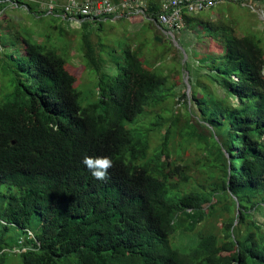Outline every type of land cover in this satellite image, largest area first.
I'll return each instance as SVG.
<instances>
[{
	"label": "trees",
	"instance_id": "16d2710c",
	"mask_svg": "<svg viewBox=\"0 0 264 264\" xmlns=\"http://www.w3.org/2000/svg\"><path fill=\"white\" fill-rule=\"evenodd\" d=\"M8 4L33 12L24 0H0L2 11ZM159 12L151 1L150 17ZM50 16L69 20L64 10ZM207 28L223 49L203 62L209 85L198 82L191 99L185 89L181 113L167 108V120L148 126L140 121L165 107L158 92L168 80L142 47L122 50L112 73L86 34L100 97L82 106L65 60L25 40L24 77L0 102V264L7 253L23 264H264L255 220L264 211V45L230 24ZM86 155L113 159L107 181L92 177ZM210 219L211 230L195 233ZM12 228L23 234L14 243Z\"/></svg>",
	"mask_w": 264,
	"mask_h": 264
},
{
	"label": "rangeland",
	"instance_id": "374dc122",
	"mask_svg": "<svg viewBox=\"0 0 264 264\" xmlns=\"http://www.w3.org/2000/svg\"><path fill=\"white\" fill-rule=\"evenodd\" d=\"M24 2L32 5L33 12L24 5L17 7L8 4L3 11L0 8V102H5L14 93L15 80L24 77L19 63L25 40L46 45L65 60L66 69L75 78L74 87L79 92L82 106L96 103L100 97L99 76L84 57L86 34L91 35L90 41L97 55L108 59L107 70L112 73L116 72L113 60L122 56V50L127 47L133 50L142 47L147 66L155 73L166 76L168 80L158 92V95H167L165 107L146 113L140 122L147 126L159 115L167 120L171 116L168 110L174 109L181 113L183 103L178 104L176 99L185 89L191 99L192 88L195 94L202 93L198 82L209 85L203 62L210 56L218 58L223 52L220 44L210 36L212 31L207 28L209 23L213 27L219 23L230 24L238 34L261 39L264 45V20L261 17V10L254 11L234 0H226L216 8L196 14L194 17L198 20L197 23L185 24L186 29L177 35L176 41L168 38L157 25L143 15H136L130 19L108 18L102 20L101 25L96 24L89 28L82 24L81 20L73 21V18L72 20L69 18L65 22L50 16L54 11L56 16L59 14L57 12L62 13L68 0ZM51 7L54 8L52 11ZM214 94L221 95V91L217 89ZM155 139H152L154 144L158 142ZM184 161L190 165L194 164L192 156L189 155L184 157ZM194 175L200 179V175L197 173ZM255 220L264 232V211L256 214ZM214 223L213 219H210V223L202 222L195 233L208 232ZM217 226L219 228V224ZM216 231L220 234L219 229ZM22 235L17 229L12 228L7 240L14 243ZM176 238L181 243L186 241L181 234ZM7 260V264H23L20 255L7 253Z\"/></svg>",
	"mask_w": 264,
	"mask_h": 264
},
{
	"label": "built area",
	"instance_id": "2783aa9c",
	"mask_svg": "<svg viewBox=\"0 0 264 264\" xmlns=\"http://www.w3.org/2000/svg\"><path fill=\"white\" fill-rule=\"evenodd\" d=\"M64 6V14L73 21L99 22L108 18L130 19L143 15L162 27L168 38L176 41L177 35L185 27V16L211 10L226 0H154L159 3L160 12L156 20L149 15L150 3L153 0H68ZM254 11L261 10L264 20V0H234ZM260 6V8L258 7ZM262 8V9H261ZM54 8L51 7L50 11ZM1 15V14H0Z\"/></svg>",
	"mask_w": 264,
	"mask_h": 264
},
{
	"label": "clouds",
	"instance_id": "9594fccd",
	"mask_svg": "<svg viewBox=\"0 0 264 264\" xmlns=\"http://www.w3.org/2000/svg\"><path fill=\"white\" fill-rule=\"evenodd\" d=\"M83 164L91 172L92 177L100 182L109 179V170L115 167L110 156H84Z\"/></svg>",
	"mask_w": 264,
	"mask_h": 264
},
{
	"label": "crops",
	"instance_id": "0c3cea01",
	"mask_svg": "<svg viewBox=\"0 0 264 264\" xmlns=\"http://www.w3.org/2000/svg\"><path fill=\"white\" fill-rule=\"evenodd\" d=\"M258 7L260 8V6H258ZM261 9H262V8H261ZM57 13H59V14L57 15V17H58V16L60 15L61 12H57ZM157 28H158L161 32H163V33L165 34V31H164V29H163L162 27L160 28V27L157 26ZM180 34H181V33H180ZM165 35H166V34H165Z\"/></svg>",
	"mask_w": 264,
	"mask_h": 264
},
{
	"label": "water",
	"instance_id": "95a60500",
	"mask_svg": "<svg viewBox=\"0 0 264 264\" xmlns=\"http://www.w3.org/2000/svg\"><path fill=\"white\" fill-rule=\"evenodd\" d=\"M187 82H188V79H187Z\"/></svg>",
	"mask_w": 264,
	"mask_h": 264
}]
</instances>
